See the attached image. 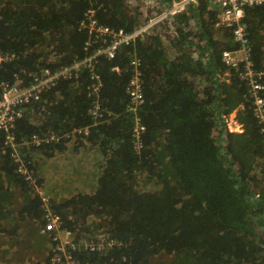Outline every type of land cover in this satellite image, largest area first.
Segmentation results:
<instances>
[{"label":"trees","instance_id":"trees-1","mask_svg":"<svg viewBox=\"0 0 264 264\" xmlns=\"http://www.w3.org/2000/svg\"><path fill=\"white\" fill-rule=\"evenodd\" d=\"M173 1L154 0L146 10L141 0H0V48L16 55L0 70V81L27 86L43 69L85 59L87 35L78 26L91 8L101 25L133 32ZM212 4L199 0L121 48L115 59L97 60L103 116L89 115L98 97L89 96L92 82L84 71L77 80L60 81L35 103L34 113L16 122L18 139L59 138L21 151L42 190L44 157L54 159L67 151L78 156L84 150L92 155L93 172L87 176L78 166L73 175L89 181L91 190L50 205L79 239L102 236L117 243L107 254L84 253L83 260L264 264V136L252 115L248 82L240 76L243 65L236 71L222 61L224 51L238 46L232 30L216 28L218 13ZM244 12L253 69L259 72L264 70V8L246 7ZM134 58L138 67L130 64ZM138 74L144 102L129 112L127 87ZM241 105L247 114L243 123L253 126L255 160L245 159L243 147L234 144L235 134L223 123V116ZM137 122L146 128L139 153L132 142ZM77 128L90 131L77 135ZM4 176L15 179L21 196L29 200L21 202L17 216L37 224L39 231L32 230L31 236L39 237L48 195L37 193L18 174L10 155L0 153V179ZM2 190H11V182H0ZM11 201L4 200L8 218ZM96 222L98 227H91ZM29 234L17 236L29 239ZM10 235L14 241L15 233ZM45 264H50L48 257Z\"/></svg>","mask_w":264,"mask_h":264},{"label":"built area","instance_id":"built-area-1","mask_svg":"<svg viewBox=\"0 0 264 264\" xmlns=\"http://www.w3.org/2000/svg\"><path fill=\"white\" fill-rule=\"evenodd\" d=\"M154 0H147L145 3L146 10L154 6ZM199 0H174L169 4L167 9L151 18L148 23L133 32H127L124 29L115 30L103 26L96 17V10L89 9L83 19L80 21L78 29L85 32L87 40L84 50L87 52L85 59L76 61L70 65H64L56 70L43 69L34 75L29 85L23 82L11 85L8 82L0 81V153L2 155L9 154L17 165V172L24 180L34 186V190L41 196L42 190L38 185L37 177L33 169H29L24 161L21 151H28L32 146L41 147L50 145L52 142H59L56 135L42 139L38 135L30 138L18 139L14 133L16 122L30 112L36 110L35 103L39 102L42 95L47 94L53 87L57 86L60 81H74L79 79L86 71L90 74L92 84L88 86L89 96L98 98L93 101L89 109V115L95 119L103 116V106L100 103V94L102 92V82L100 75L96 71L97 60L101 57L108 60L116 58L118 51L123 47H129L136 41L148 33L155 25L163 20L173 17L191 5L198 3ZM214 6L220 8L216 19V28L230 29L233 32V40L237 44L236 50H226L222 54L223 63L236 71H240L243 65V72L240 76L244 81L248 82V97L252 100V115L261 127V134L264 136V70L256 72L254 64L251 60L252 46L249 38V29L245 20L244 9L246 7H263L264 0H211ZM241 55V56H240ZM16 55L5 52L0 48V70L4 64L14 60ZM130 64L138 67L140 61L137 58L131 59ZM113 71L120 73V68H114ZM127 94L130 97V103L127 110L135 111L136 108L144 102L142 84L139 74L130 80L127 87ZM240 110L243 111L245 106L241 105ZM224 123L231 133L236 125L230 118V115L223 116ZM140 121V119H139ZM90 130L87 128H77L73 133L88 134ZM146 128L141 122L134 124L132 129V142L134 149L138 151L142 147L143 137ZM47 137V136H46ZM46 210L44 218L46 224L42 227V234L51 238V264H120L115 259L92 262L83 260L81 256L84 253L107 254V252L117 244L109 238L99 236L97 239L77 238L76 233L66 230L63 226L62 219L59 215L53 213L49 206V197L43 199ZM48 234V235H46Z\"/></svg>","mask_w":264,"mask_h":264},{"label":"rangeland","instance_id":"rangeland-1","mask_svg":"<svg viewBox=\"0 0 264 264\" xmlns=\"http://www.w3.org/2000/svg\"><path fill=\"white\" fill-rule=\"evenodd\" d=\"M142 4H145L147 0H141ZM236 128V127H235ZM240 131V130H239ZM238 131L234 130V133H237ZM217 136V134H216ZM241 152V151H240ZM71 152H65L63 154L57 155L54 159L53 158H44L40 162V170L42 171V175H39L40 179H44L43 189L42 192H40L42 195H48L49 197V206L52 205H59V202L64 199H69L73 197L74 195H77L78 193L82 191L89 192L91 190V186L87 187V180L84 178L81 179L80 177H73L75 170V167H80L81 172H84L85 175L89 176L91 172H93V168L90 167L94 164V161L92 159V155L90 152L88 153L86 150H84L80 155L74 156L70 154ZM85 181V182H84ZM1 182V180H0ZM18 196H21L20 193H17V191H12L11 196L0 198V205L5 202L4 200H8L10 197L13 199H18ZM23 197V196H21ZM93 219V218H92ZM96 220V219H95ZM27 223L28 221L25 220ZM96 221H99L96 220ZM31 223V222H30ZM37 226V224H36ZM91 227L97 228L98 224L97 222L94 223ZM2 232H0V264H45L46 258H49V263L51 259V241L49 243V250H46L42 247L38 249H42V252H39L38 249H32L35 251H30L29 253L20 252V250H23V248H6L8 250L10 249L9 253L2 254V248L1 245H4V239L6 235L4 234V225L2 227ZM41 231V230H40ZM42 235V234H40ZM86 237L82 238L81 240H84ZM79 237L77 236L76 240H78ZM42 240V239H41ZM13 249V253L11 255V251ZM4 256V257H3Z\"/></svg>","mask_w":264,"mask_h":264},{"label":"crops","instance_id":"crops-1","mask_svg":"<svg viewBox=\"0 0 264 264\" xmlns=\"http://www.w3.org/2000/svg\"><path fill=\"white\" fill-rule=\"evenodd\" d=\"M212 7L214 9L217 10V13L220 11V8L217 6H214L212 4ZM217 17V15H216ZM241 56V55H240ZM240 106H238L233 113H231L230 118L233 120V122L236 125V128H238V132L234 133L235 134V138L233 140L234 144L237 146H242L243 149L240 147L241 151L243 150L245 153V159L248 161L249 160H255L258 157V154L256 152L258 146H256V142L254 141V137H253V126H246V123L244 124L243 122H246V113L245 111L240 113ZM224 123V122H223ZM240 130V131H239ZM242 151V153H243ZM1 182L3 183H8L10 184L11 182V190L9 191H0V198L4 197H8L11 196V192L12 191H17V193H21L20 189L17 187V185H15L14 180L12 177H1ZM21 196H18V199H15V197H13L11 204V210L9 213L13 212L12 214H10V218H8L9 215L6 214V212H4V203H2V205H0V209H3V211L0 210V232H2V227L4 225V234L6 235L5 239H4V244H7L10 246H4L3 244L1 245V248L3 249L4 247L6 248H29V249H38L40 247L43 246L44 249L49 250V243L51 238L49 236H45L42 234V231H40V234H42V236L38 237L36 236L33 237L31 236L32 234V230H35L36 232L39 231V227L36 225H33L32 223H30V221H28V223L25 220H19V217L17 216V212L19 211V208L23 207L24 204H28L29 200L26 199L25 197H21L23 199H20ZM24 200V204H21V202ZM28 201V203H27ZM8 213V214H9ZM16 217V218H15ZM12 232L15 233V240L12 241V236L10 235ZM29 234V239L26 237L23 238H18V234ZM1 235V234H0ZM48 235V234H46ZM38 237V239H37ZM42 239V240H41ZM47 243L46 245H43V243Z\"/></svg>","mask_w":264,"mask_h":264}]
</instances>
